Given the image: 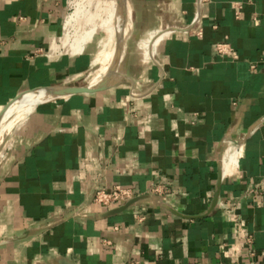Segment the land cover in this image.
<instances>
[{"label":"crops","instance_id":"crops-1","mask_svg":"<svg viewBox=\"0 0 264 264\" xmlns=\"http://www.w3.org/2000/svg\"><path fill=\"white\" fill-rule=\"evenodd\" d=\"M75 1L0 0V117L40 89L103 87L96 42H64L91 30L82 4L69 24ZM126 4L122 75L0 143V264H264V0H209L201 37L197 0ZM114 184L140 198L92 204Z\"/></svg>","mask_w":264,"mask_h":264},{"label":"bare ground","instance_id":"bare-ground-1","mask_svg":"<svg viewBox=\"0 0 264 264\" xmlns=\"http://www.w3.org/2000/svg\"><path fill=\"white\" fill-rule=\"evenodd\" d=\"M118 2L120 3V12L118 13V15H116V13L112 14L110 16V20H108L107 23H104L102 25V26H105V28L106 27L109 28L111 30V33L109 35L107 48L102 50V51H99V53H98V58L96 59L97 60V67H96L97 69H96L95 75L93 76V78L89 82L88 86H91V87L106 86V84L110 83L111 81L117 80L122 75L123 64H124V61L126 58V49H127L124 34H123L124 33V30H123V23H124L123 13L126 14L127 4H126V2H124V0H118ZM75 6L77 7V11L74 12V14L70 17V19L68 21L69 24H71V25H73V24L76 25L78 23L79 12H80V10H82L81 2L79 0H77L75 2ZM118 8H119V5H118ZM94 33H95L94 28L91 30H88L84 33H81L80 36L75 40V42L72 46V49H75L74 52L82 51V49H84V47H85V44L89 40L93 39ZM118 34H119V40H118V44H117V41L115 43L114 40H117L116 36ZM111 84H113V83H111ZM108 85H110V84H108ZM90 89H97V88H90ZM58 90L59 89H51V90L45 91V89H43V90H39V91H35V92H30V93H27L26 95H24L22 97L23 99L21 98V100L20 101L18 100L19 102L17 101L16 103L18 105H20L23 110L26 111V114H29L39 104L46 103L49 101H57L58 99L63 97L57 93V92H60ZM16 103H14V104H16ZM16 114H18V113H16ZM5 116H6V114L4 115V117ZM4 117L2 118L0 125L2 124ZM16 123H17V121H16ZM16 123L13 122L11 124L4 126L2 129H0V133L3 136V138L1 139L2 141L14 132V127L16 126ZM3 146H4V144H3ZM237 160H238V154H236V155L234 154L233 158H231V159H225L224 160V166H225L226 171H228V170L230 171V169H231L230 167H232V164L237 163Z\"/></svg>","mask_w":264,"mask_h":264},{"label":"rangeland","instance_id":"rangeland-1","mask_svg":"<svg viewBox=\"0 0 264 264\" xmlns=\"http://www.w3.org/2000/svg\"><path fill=\"white\" fill-rule=\"evenodd\" d=\"M79 1L81 2L82 6L85 8V13L87 14V17H88V21L87 22H88L89 27L91 29H93V28L95 29V33H94L93 39L89 40L88 42H90L92 40L95 41L96 42V52L99 53V51H102V50L107 48L109 35L111 33V30L109 28H107V27L105 28V26H102V25L104 23H107L108 20H110V16L112 14L116 13V15H118V13L120 12V6H119V8H117V0H79ZM75 2H74V7H75ZM126 13H127V11H126ZM126 15L127 14L123 13V16H124V23H123L124 33H125V27H126ZM79 36H80V34L70 33L68 31L64 42H65L66 45H69L72 48L75 40ZM116 39L117 40H114V41H115V43L117 41V44H118L119 34L116 36ZM76 52H80V51H76ZM95 56L96 55H94V58H95ZM97 58H98V54H97L96 59ZM96 59L93 62V67H94V70L92 71L93 76L95 75V72H96V69H97L96 68L97 67V60ZM115 81L116 80L111 81L108 84H111V83H113ZM108 84H106V85H108ZM33 112H31V113H33ZM16 113H18V114H16ZM29 115L26 114V111L23 110L20 105L14 104V106L12 108H10V110L7 113L6 117L3 119V122L0 125V129H2L4 126H6L8 124H11L13 122L14 123H16V121H17V123L21 122L24 117H27ZM15 128H16V126L14 127V130H15ZM0 136H1L0 137V141H1L0 143H1L2 147H3V143L5 142L4 140L8 139L9 136L7 138H5L3 141L1 140L3 138L1 133H0Z\"/></svg>","mask_w":264,"mask_h":264},{"label":"built area","instance_id":"built-area-1","mask_svg":"<svg viewBox=\"0 0 264 264\" xmlns=\"http://www.w3.org/2000/svg\"><path fill=\"white\" fill-rule=\"evenodd\" d=\"M209 0H197L196 13L194 18V25L198 28H188V31L198 37L203 34V29L201 27L203 21V9ZM168 31L166 33H170ZM217 53L222 58H236V51L227 42L218 43L216 45ZM255 68V65L253 66ZM164 186H157L151 190L152 194H162L164 193ZM140 198V194L136 193L132 188L124 187L119 184H114L109 187H104L96 191L92 204L101 207L107 211L114 210L118 205L124 206L131 202H134Z\"/></svg>","mask_w":264,"mask_h":264},{"label":"water","instance_id":"water-1","mask_svg":"<svg viewBox=\"0 0 264 264\" xmlns=\"http://www.w3.org/2000/svg\"><path fill=\"white\" fill-rule=\"evenodd\" d=\"M124 2H126V0H124ZM108 85L97 88V89H90L87 87H66V88H62L59 89L57 92L58 94H60L61 96H66V95H71V94H77V93H84V92H91V91H97V90H102L105 89ZM43 90V89H40ZM45 90H51V89H45ZM39 91V90H37ZM35 92V91H34ZM23 96L18 97L17 99H15L8 107H6V109L3 111L1 117H0V123L2 121V118L4 117V115L6 114V112L9 110V108L16 103L18 100H20ZM132 203V202H131ZM130 204V203H129ZM128 205V204H127Z\"/></svg>","mask_w":264,"mask_h":264}]
</instances>
